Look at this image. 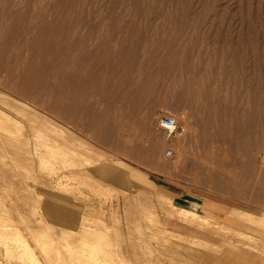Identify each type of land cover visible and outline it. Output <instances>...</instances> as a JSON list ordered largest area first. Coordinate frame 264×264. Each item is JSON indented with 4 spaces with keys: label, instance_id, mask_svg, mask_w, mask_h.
<instances>
[{
    "label": "rangeland",
    "instance_id": "374dc122",
    "mask_svg": "<svg viewBox=\"0 0 264 264\" xmlns=\"http://www.w3.org/2000/svg\"><path fill=\"white\" fill-rule=\"evenodd\" d=\"M55 141L75 165L43 167ZM263 156L264 0H0V201L34 245L40 231L63 248L101 215L116 259L186 264L177 252L213 228L173 210L195 195L256 243L244 213H264ZM2 240L0 264H34Z\"/></svg>",
    "mask_w": 264,
    "mask_h": 264
},
{
    "label": "bare ground",
    "instance_id": "6f19581e",
    "mask_svg": "<svg viewBox=\"0 0 264 264\" xmlns=\"http://www.w3.org/2000/svg\"><path fill=\"white\" fill-rule=\"evenodd\" d=\"M13 96V95H12ZM25 101V100H24ZM29 104V103H28ZM6 106V105H4ZM8 106V105H7ZM36 108V107H35ZM176 119H177V122H178V126H180L179 124V120H178V117L177 116H174ZM15 118V117H14ZM13 118V119H14ZM16 119V118H15ZM18 121H20L18 119ZM23 126V125H22ZM21 126V127H22ZM53 126V125H52ZM14 127V126H12ZM15 128V127H14ZM46 128H48V126H46ZM50 128V127H49ZM11 129V128H10ZM27 130V129H26ZM51 130V129H50ZM55 132H59V133H62L64 132L62 129L58 128V127H55L53 129ZM12 132V131H11ZM178 132V131H177ZM176 132V133H177ZM25 133V132H24ZM167 135L168 136H171L167 131H166ZM63 134V133H62ZM60 135V134H59ZM64 135V134H63ZM47 137V136H46ZM63 137V136H62ZM50 138V137H48ZM51 139V138H50ZM53 139V138H52ZM42 139H40L41 141ZM43 141V140H42ZM48 141V140H47ZM45 142V140H44ZM71 142V141H70ZM53 143V144H51ZM50 144V149L52 151L51 153V157L49 160L45 161L44 159L42 160V165L44 168H48L50 169L51 171H55L57 169H61L62 165L65 167L68 166V167H71L72 165H75L76 163L74 162V155L77 154L76 152V149H69L70 147L68 146V149L69 151H67V149H65L62 145L58 144V142L56 143L55 142H51ZM18 145H21L18 143ZM42 145V143H41ZM49 145V144H48ZM22 146V145H21ZM47 147V148H49ZM14 148V147H12ZM21 148L24 149V147L22 146ZM83 148V147H81ZM18 150H20L18 148ZM49 150V149H48ZM88 150V149H87ZM23 151V150H22ZM91 152V151H90ZM20 154V152H19ZM175 152H174V149H171L168 151V154L167 155H174ZM65 157L66 160H63L61 161L60 157ZM74 159V160H73ZM91 160V158H90ZM76 161V160H75ZM32 162V161H31ZM30 163V162H29ZM36 163V162H35ZM75 163V164H74ZM260 166H262L264 168V160L262 158V161L260 162ZM80 165V164H79ZM90 165V164H88ZM85 166V165H84ZM43 168V169H44ZM74 169V168H73ZM87 169V168H86ZM46 170V169H44ZM49 171V170H47ZM50 171V172H51ZM89 171V170H87ZM90 171H93V170H90ZM73 172V171H72ZM75 172V171H74ZM68 174V173H66ZM73 174V173H71ZM76 176L75 177H71V181L68 182L67 184L70 185L72 187H74L75 185L76 186H79L78 182L75 181L74 179H76ZM66 177V176H65ZM85 177V176H84ZM69 178V177H68ZM81 178V177H80ZM79 179V178H78ZM87 179V178H86ZM86 179H82L80 180V184H88L89 181L87 182ZM64 180L63 179V183H64ZM66 181V180H65ZM62 183V182H61ZM62 183V184H63ZM61 184V185H62ZM94 184V183H93ZM97 184V183H96ZM66 185V184H65ZM64 185V186H65ZM100 185V184H98ZM82 187V186H81ZM86 187V186H85ZM100 187V186H99ZM69 188V187H68ZM71 189V188H70ZM100 190H102L100 188ZM112 189L111 188H107L106 191L104 192H110ZM68 191V190H67ZM87 193V192H86ZM111 193V192H110ZM85 195V194H84ZM2 196V195H0ZM4 197V196H3ZM97 197V196H96ZM108 197V196H106ZM103 198H105L103 196ZM100 199V198H99ZM164 199L166 200H171L170 197L168 195L164 196ZM172 201V200H171ZM0 204L2 205L0 208H1V214H0V240L3 239L2 241H5L7 243H5V246H7V250H8V254L10 253L12 256H15L14 258H18V257H27L29 263H34V264H50L51 262H53L54 264H58V262H61L63 263V261H69L71 262L72 264L74 263H83V264H134V262H131L130 260L127 259V257H123L122 259H116L117 256H115L113 254V251H112V241H111V237L109 238V234L108 232H106L107 230H105V227H109L107 223H105L104 221V218L103 216H99V218L101 219V223L102 225L101 226H98L97 225V218L98 217H91L89 215H92L95 214V211L92 210V209H86V212H87V215L89 217L85 218L83 220V223H82V233L81 234V237L82 239L78 240H73V241H66V246H63V248L60 246L61 245V242L57 243L55 240H53L52 238H49V235L48 234H42L39 232V235H37L38 233L36 232V235L37 237H35V245L34 243H32L29 239H27L26 237V234H23L21 231H20V227H18L17 225L14 224V219L11 218L8 214V212H10V208L8 207V205L5 203V202H2L0 201ZM6 206H5V205ZM10 204V203H9ZM4 205V206H3ZM71 206V205H70ZM174 207V211H177L181 214H184L185 217L187 218H192L194 219L197 215V212L196 211H193L191 209H187V208H184V207H179L177 208V206H173ZM72 208V207H71ZM235 210V209H233ZM67 211V210H66ZM150 211V210H149ZM155 212V211H154ZM196 212V213H195ZM19 213V212H18ZM34 213V212H32ZM72 213V212H71ZM103 213V212H102ZM153 213V212H151ZM240 213V212H239ZM255 213V212H254ZM259 214V213H258ZM257 214V215H258ZM262 214V213H260ZM263 215V214H262ZM32 216V215H31ZM194 216V217H193ZM83 217V216H82ZM149 217V215H148ZM244 217L248 220H251L253 222H256L261 224V225H264V218H262V216H260L259 218H257L255 216V214L253 213H244ZM256 217V218H255ZM19 218V217H18ZM17 219V217L15 218ZM22 219V217H21ZM28 219V218H26ZM32 219V218H31ZM38 219V218H37ZM97 219V220H96ZM206 219V218H205ZM29 220V219H28ZM33 220V219H32ZM112 220V219H111ZM99 221V220H98ZM116 221V220H115ZM207 221V219H206ZM37 222V220H36ZM59 222H63V221H59ZM100 222V221H99ZM41 223V222H39ZM68 223H72V222H68ZM154 223V221H153ZM30 224V223H29ZM33 224V223H32ZM35 224V223H34ZM66 224V223H65ZM114 224V223H112ZM155 224V223H154ZM28 226V225H27ZM60 226V225H59ZM58 226V227H59ZM32 227V226H31ZM31 227H26V229H33ZM57 227V226H56ZM65 227V226H63ZM44 228V227H43ZM41 227V229H43ZM61 228V227H60ZM69 229V227H67ZM37 229V228H35ZM40 229V230H41ZM57 229V228H56ZM78 229V228H77ZM114 229V228H112ZM34 230V229H33ZM59 230V229H58ZM65 230V229H63ZM74 230V228H73ZM25 231V230H24ZM36 231V230H35ZM44 231V230H43ZM62 231V230H61ZM66 231V230H65ZM78 231V230H77ZM29 233V231H27ZM31 232V230H30ZM33 232V231H32ZM48 230L46 229V232L47 233ZM70 232H72L70 230ZM26 233V232H25ZM27 233V234H28ZM75 233V232H74ZM73 233V235H74ZM30 234V233H29ZM28 234V235H29ZM32 235L35 234V232L31 233ZM69 234V233H67ZM66 234V235H67ZM72 234V233H70ZM69 234V235H70ZM71 235V236H73ZM52 236V235H51ZM60 236H62L60 234ZM70 236V237H71ZM57 237V236H56ZM64 237V236H63ZM69 239L70 237L67 236ZM74 237V236H73ZM71 237V238H73ZM76 237V236H75ZM62 238V237H61ZM67 238V239H68ZM118 238V237H117ZM66 238L64 240H67ZM119 239V238H118ZM189 239V238H188ZM59 240V239H58ZM121 240V239H119ZM118 240V241H119ZM197 240V239H196ZM1 241V242H2ZM34 241V242H35ZM61 241V240H60ZM115 241H117L115 239ZM179 241V240H177ZM63 243V244H65ZM194 243V242H193ZM62 244V245H63ZM119 247V246H118ZM64 251H63V250ZM120 250V249H119ZM115 251V250H114ZM69 253V256H65V253ZM62 253V254H61ZM130 253H132L130 251ZM62 258H61V256ZM127 255V254H126ZM130 255V254H129ZM10 256V255H9ZM128 256V255H127ZM140 256V255H139ZM116 257V258H115ZM11 258V257H10ZM13 258V260H14ZM144 258V257H143ZM19 259V258H18ZM133 259V258H131ZM146 259V258H145ZM26 260V261H27ZM18 261V260H17ZM17 261H15L17 263ZM27 261V262H28ZM135 261V260H134ZM146 261V260H145ZM178 264H185L184 262H179L177 261ZM136 263V262H135ZM137 264V263H136ZM152 264V263H151ZM188 264V263H186Z\"/></svg>",
    "mask_w": 264,
    "mask_h": 264
},
{
    "label": "crops",
    "instance_id": "0c3cea01",
    "mask_svg": "<svg viewBox=\"0 0 264 264\" xmlns=\"http://www.w3.org/2000/svg\"><path fill=\"white\" fill-rule=\"evenodd\" d=\"M193 203H195V211H197L198 207L196 206L199 204L203 205L208 210L215 207L213 201L202 200L200 202V197L196 195ZM185 205L186 207H194L193 205ZM262 214L256 217L259 218L262 216V218H264V213ZM196 215H199L202 219L207 218L211 224L209 226H213V228L212 230L209 229L205 233L206 235H204L208 239L206 245L193 246L190 253L187 252V255L183 253V251L177 252L182 255L183 259L188 264H264V225L256 221L254 224L248 226V228L256 229V243L248 242L247 240L241 241L240 239L234 241V235L221 232L217 229L218 227H222V225L225 227H232L226 224V221L213 219L211 216L199 213ZM228 239H232L230 244H228Z\"/></svg>",
    "mask_w": 264,
    "mask_h": 264
},
{
    "label": "built area",
    "instance_id": "2783aa9c",
    "mask_svg": "<svg viewBox=\"0 0 264 264\" xmlns=\"http://www.w3.org/2000/svg\"><path fill=\"white\" fill-rule=\"evenodd\" d=\"M161 126L171 135L179 129L177 119L172 115H166L161 118ZM264 160V156H263Z\"/></svg>",
    "mask_w": 264,
    "mask_h": 264
}]
</instances>
